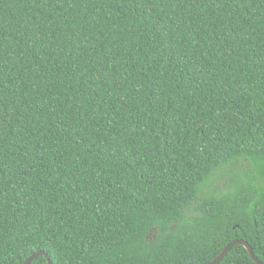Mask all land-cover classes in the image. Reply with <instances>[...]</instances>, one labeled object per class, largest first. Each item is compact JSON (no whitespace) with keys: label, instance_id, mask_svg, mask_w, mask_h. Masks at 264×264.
Wrapping results in <instances>:
<instances>
[{"label":"trees","instance_id":"obj_1","mask_svg":"<svg viewBox=\"0 0 264 264\" xmlns=\"http://www.w3.org/2000/svg\"><path fill=\"white\" fill-rule=\"evenodd\" d=\"M234 239L264 262V0H0V264Z\"/></svg>","mask_w":264,"mask_h":264},{"label":"water","instance_id":"obj_2","mask_svg":"<svg viewBox=\"0 0 264 264\" xmlns=\"http://www.w3.org/2000/svg\"><path fill=\"white\" fill-rule=\"evenodd\" d=\"M237 244H240V245H243L247 248L248 252L250 253L252 259L257 263V264H264L263 261H261L255 254L254 250H253V247L251 246V244L245 240V239H234L232 240L231 242H229L225 247L224 249L220 252V254L214 259L212 260L211 262L207 263V264H217L219 263L221 260H223V258L229 253V251L231 250V248L234 246V245H237ZM40 255H45L47 257V260L49 262V264H53V262L51 261V258L49 255H47V253L45 251H37V252H34L31 256H29L25 262L23 264H31V262L38 256Z\"/></svg>","mask_w":264,"mask_h":264}]
</instances>
